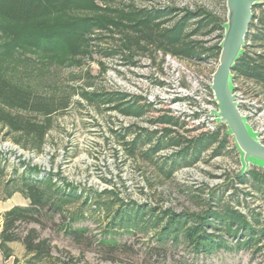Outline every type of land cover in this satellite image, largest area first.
Masks as SVG:
<instances>
[{"label": "trees", "instance_id": "trees-1", "mask_svg": "<svg viewBox=\"0 0 264 264\" xmlns=\"http://www.w3.org/2000/svg\"><path fill=\"white\" fill-rule=\"evenodd\" d=\"M120 2L0 0V57L29 50L49 60L71 62L75 52L89 54L93 47L94 52L117 57L127 66L137 64L139 53L155 51L187 61H218L225 20L213 10L200 5L149 7ZM97 32L106 35L97 36ZM96 39H104L106 47L96 45ZM231 73L247 91L264 95V0L252 8L243 47ZM80 94L87 103L123 116L141 117L148 108L141 97L116 90H82ZM69 103L68 94L39 92L0 70V125L6 128L7 135H19L12 137L16 143L41 151L52 116L65 110ZM152 121L178 126L177 121L166 116ZM113 132L126 156L147 161L153 172L165 179L180 167L201 160L207 150L208 157L225 152L230 135L224 124L190 138L168 127H163L161 133L137 125ZM127 135L133 137L127 139ZM167 147L176 149L167 155L160 154ZM233 148L236 150V145ZM61 179L58 174L42 173L36 166L26 165L19 177L10 181L13 187L8 195L18 191L28 203L12 207L2 215L0 250L4 259L12 257L13 264H71L72 258H63L52 243L59 232L81 250L100 246L107 248V252H101L110 255L118 250L131 252V246L117 241L115 234L140 233L148 235L152 244L145 255L157 261L172 256V248L181 246L194 259L219 251L244 250L252 257L259 256L258 264H264V208L255 204L257 198L264 201V167L260 165L253 163L232 173L223 184L207 187L198 210H175L148 201L124 200L116 189L79 190ZM90 197L102 204H89ZM101 197L106 199H98ZM84 207L91 214L97 212L98 220L103 218V229L97 237L88 226L74 225L86 216ZM44 228L50 230V236L43 234ZM10 242L23 245L21 258L13 254ZM184 260V256L180 257L181 262L189 264Z\"/></svg>", "mask_w": 264, "mask_h": 264}, {"label": "rangeland", "instance_id": "rangeland-1", "mask_svg": "<svg viewBox=\"0 0 264 264\" xmlns=\"http://www.w3.org/2000/svg\"><path fill=\"white\" fill-rule=\"evenodd\" d=\"M229 1L121 0L123 3L133 2L138 6L149 7L200 5L222 16L226 28L232 20L234 9ZM95 34L106 35V32ZM95 43L106 47L104 39H96ZM91 51L93 52L89 54L75 52L71 62H61L56 58L49 60L29 50L10 54L11 56L7 53L0 57V70L14 80H22L45 94H68L70 98L69 106L52 116V125L45 136L41 151L16 143L12 137L19 135L15 133L7 135L6 128H1L0 125V228L2 215L6 209L25 206L28 203L24 195L18 191L8 195L13 187L10 181L17 179L26 165L36 166L42 173L58 174L79 190L116 189L124 200L148 201L175 210H198L201 199L206 197L207 187L223 184L232 173L254 163L251 158L245 159L237 147L236 150L233 148L235 143L231 135L225 152L208 157L210 150H207L202 153L201 160L180 167L168 179L154 173L147 161L126 156L113 131H117L133 119L122 116L117 111L87 103L80 92L107 89L141 98L142 95L152 94L153 89L148 91L146 74L153 68H159L161 63L159 51L139 53L136 56L138 62L134 66L121 63L117 57L96 53L93 47ZM181 60L200 74L212 71L218 64V61L212 58L200 62ZM237 83L243 91H247L239 80ZM259 99L264 100V95H260ZM136 121L139 124L145 123L143 119H134V122ZM132 137L133 135H127V139ZM164 153L169 154L166 150ZM54 178L58 180V176ZM226 193H230V190ZM94 199L97 198L90 197L89 204L93 206L102 204L101 201L95 203ZM255 204H261L264 208V201L261 198H257ZM70 208L72 210L73 205ZM240 209L244 210L243 207ZM84 211L86 216L80 218L74 225L88 226L97 237L103 229V218L101 216L98 220V214H95L97 212L91 214L87 207H84ZM54 219L58 220V215H55ZM43 234L50 236L51 232L44 228ZM115 237L121 243H128L131 252L123 253L118 250L110 255L101 252H107V248L101 249L100 246L81 250L77 243L63 236L62 232L52 238V243L62 252L63 258L68 256L72 258L71 264H184L180 261V257L183 256L184 261L188 260L189 264H258L260 261L259 256L252 257L249 251L244 250L219 251L208 257L198 256L194 259L181 246L172 248V256L168 255L164 260L157 261L145 255L146 249L152 245L148 235L117 233ZM15 243L17 244L12 248L13 254L21 258L24 247L20 242ZM55 253L58 252L55 250Z\"/></svg>", "mask_w": 264, "mask_h": 264}, {"label": "built area", "instance_id": "built-area-1", "mask_svg": "<svg viewBox=\"0 0 264 264\" xmlns=\"http://www.w3.org/2000/svg\"><path fill=\"white\" fill-rule=\"evenodd\" d=\"M158 54L161 59L159 68H153L146 74L148 91L153 89V93L148 96L142 95L141 102L148 108L141 117L125 116L133 121L124 126L137 125L158 133H161L163 127H168L190 138L212 132L218 126L225 125L217 115L218 103L211 88L215 68L206 74H200L178 57L160 51ZM237 82L238 80L233 79L232 83L239 111L256 134L258 141L264 144V100L259 99L254 93L243 91ZM160 116L170 117L178 122V126L152 121ZM134 119H143L145 123L139 124L137 121L134 122ZM175 149L176 147H170L161 150L160 154L165 155V150L171 153Z\"/></svg>", "mask_w": 264, "mask_h": 264}, {"label": "water", "instance_id": "water-1", "mask_svg": "<svg viewBox=\"0 0 264 264\" xmlns=\"http://www.w3.org/2000/svg\"><path fill=\"white\" fill-rule=\"evenodd\" d=\"M262 0H230L233 17L225 27L220 43L218 64L212 74L211 88L218 103L219 120L227 126L228 133L244 158L264 167V144L258 141L245 117L240 113L233 95L232 66L240 54L245 35L252 19V8ZM250 165L243 168L247 169ZM242 169V170H244Z\"/></svg>", "mask_w": 264, "mask_h": 264}, {"label": "crops", "instance_id": "crops-1", "mask_svg": "<svg viewBox=\"0 0 264 264\" xmlns=\"http://www.w3.org/2000/svg\"><path fill=\"white\" fill-rule=\"evenodd\" d=\"M6 210H7V209H6ZM0 223H1V221H0ZM15 244H17V243H15V242H10V243H8V245H9L11 248H14V245H15ZM23 250H24V248H23ZM0 264H13V263H12V257L9 258V259H4L1 250H0Z\"/></svg>", "mask_w": 264, "mask_h": 264}]
</instances>
